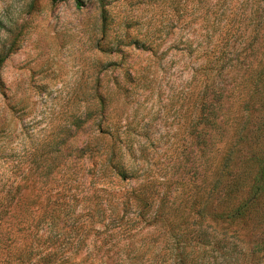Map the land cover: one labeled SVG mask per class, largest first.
<instances>
[{
    "label": "rangeland",
    "instance_id": "1",
    "mask_svg": "<svg viewBox=\"0 0 264 264\" xmlns=\"http://www.w3.org/2000/svg\"><path fill=\"white\" fill-rule=\"evenodd\" d=\"M0 264H264V0H0Z\"/></svg>",
    "mask_w": 264,
    "mask_h": 264
},
{
    "label": "trees",
    "instance_id": "2",
    "mask_svg": "<svg viewBox=\"0 0 264 264\" xmlns=\"http://www.w3.org/2000/svg\"><path fill=\"white\" fill-rule=\"evenodd\" d=\"M51 1L55 3V2H58V1H60V0H51Z\"/></svg>",
    "mask_w": 264,
    "mask_h": 264
}]
</instances>
